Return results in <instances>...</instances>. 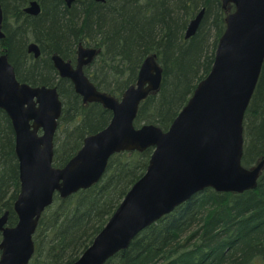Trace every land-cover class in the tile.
<instances>
[{
    "label": "trees",
    "instance_id": "trees-1",
    "mask_svg": "<svg viewBox=\"0 0 264 264\" xmlns=\"http://www.w3.org/2000/svg\"><path fill=\"white\" fill-rule=\"evenodd\" d=\"M30 1L0 0L6 34L0 54H8L21 82L58 87L64 107L54 139L56 167L69 162L87 135L105 128L112 112L84 103L72 82L59 76L52 55L74 61L80 44L97 47L86 74L100 91L120 97L135 83L143 60L156 54L162 84L141 103L134 125L166 131L211 71L228 9H234L224 8L222 0H75L71 8L64 0H37L42 14L34 17L24 12ZM202 8L197 32L185 40L189 22ZM32 42L41 48L39 58L28 51ZM243 127L242 164L251 168L264 159V62ZM152 152L150 147L116 153L98 183L65 199L56 195L39 220L29 264H73L145 173ZM19 191L15 134L0 108V216L9 211L10 226L18 221ZM105 264H264V167L255 189L206 188L142 230Z\"/></svg>",
    "mask_w": 264,
    "mask_h": 264
},
{
    "label": "water",
    "instance_id": "water-1",
    "mask_svg": "<svg viewBox=\"0 0 264 264\" xmlns=\"http://www.w3.org/2000/svg\"><path fill=\"white\" fill-rule=\"evenodd\" d=\"M64 1L69 7L75 2ZM222 4H232L234 10L226 16L211 71L166 131L155 124L134 125L141 103L162 84L163 68L156 54L143 60L135 83L119 98L100 91L84 71L97 55L96 48L80 44L76 66L58 54L52 56L59 76L72 82L84 103H100L112 112L109 124L87 135L63 167L53 163L64 107L58 87L21 82L8 54H0V108L14 130L20 180L14 202L17 224L8 225L9 211L0 216V264H29L39 220L55 196L65 199L98 183L110 158L119 152L153 148L145 173L73 264H105L142 230L206 188L243 193L257 187L264 159L251 168L242 164L243 121L264 62V0ZM205 11L202 8L188 24L187 39L197 32ZM26 12L38 15L41 6L32 1ZM3 21L0 3V39L6 37ZM28 51L36 58L41 54L35 42Z\"/></svg>",
    "mask_w": 264,
    "mask_h": 264
},
{
    "label": "flooded vegetation",
    "instance_id": "flooded-vegetation-1",
    "mask_svg": "<svg viewBox=\"0 0 264 264\" xmlns=\"http://www.w3.org/2000/svg\"><path fill=\"white\" fill-rule=\"evenodd\" d=\"M95 1V0H94ZM109 0H107L106 2H108ZM106 2H97V3H106ZM3 26H4V21H3ZM84 46H86V47H93V46H89V45H85V44H83ZM93 48H95V47H93ZM41 49V48H40ZM96 50H97V48H96ZM98 51V50H97ZM78 52V51H77ZM33 54V53H32ZM97 54H98V52H97ZM34 55V54H33ZM58 55H60V54H58ZM40 56H41V54H40ZM39 56V57H40ZM53 56V55H52ZM52 56H51V61H52ZM61 56V55H60ZM97 56V55H96ZM95 56V57H96ZM35 57V56H34ZM39 57H37V58H39ZM62 57V56H61ZM36 58V57H35ZM63 58V57H62ZM64 60H66V61H69L70 63H72V65H74V66H76V64H77V54H76V59L74 60V61H72V60H67V59H65V58H63ZM95 59V58H94ZM93 61L94 60H92L88 65H85L84 66V71L86 70V67H88L90 64H92L93 63ZM52 63H53V61H52ZM54 65V64H53ZM55 67V66H54ZM57 70V69H56ZM58 71V70H57ZM85 73H86V71H85ZM58 74H59V72H58ZM103 106V105H102ZM10 226V225H9ZM34 239V238H33Z\"/></svg>",
    "mask_w": 264,
    "mask_h": 264
},
{
    "label": "bare ground",
    "instance_id": "bare-ground-1",
    "mask_svg": "<svg viewBox=\"0 0 264 264\" xmlns=\"http://www.w3.org/2000/svg\"><path fill=\"white\" fill-rule=\"evenodd\" d=\"M33 1H37V0H33ZM31 2H32V1H30L29 4L24 8V12H25V13H27V12H26V8L29 7V5H30ZM37 2H38L39 5L41 6L40 2H39V1H37ZM74 3H75V2H74ZM74 3H73V4H74ZM73 4H72L70 7H69V6H67V7H68V8H71V7L73 6ZM1 5H2V4H1ZM66 5H67V4H66ZM2 8H3V6H2ZM3 13H4V16H5L4 8H3ZM27 14H29V13H27ZM41 14H42V6H41V12H40V14H38V15H31V14H29V15H30V16H34V17H36V16H39V15H41ZM189 23H190V22H189ZM185 34H186V31H185ZM184 39L187 40V38H186L185 36H184ZM93 47H94V46H93ZM95 48H97V47H95Z\"/></svg>",
    "mask_w": 264,
    "mask_h": 264
},
{
    "label": "rangeland",
    "instance_id": "rangeland-1",
    "mask_svg": "<svg viewBox=\"0 0 264 264\" xmlns=\"http://www.w3.org/2000/svg\"><path fill=\"white\" fill-rule=\"evenodd\" d=\"M228 11L231 12L232 10L229 8ZM37 86H38V85H37ZM55 86H56V85H55ZM101 179H102V178H101ZM132 186H133V185H132ZM132 186H131V187H132ZM131 187H130V189H131ZM130 189H129V190H130ZM125 196H126V195H125ZM123 199H124V198H123ZM121 202H122V201H121ZM108 221H109V220H108ZM106 224H107V223H106ZM0 241H1V239H0ZM88 247H89V246H88ZM80 256H81V255H80Z\"/></svg>",
    "mask_w": 264,
    "mask_h": 264
}]
</instances>
